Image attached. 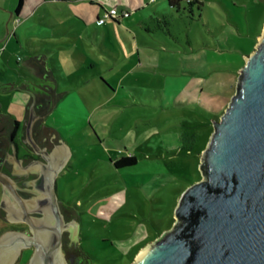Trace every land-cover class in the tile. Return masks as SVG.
<instances>
[{"label": "rangeland", "instance_id": "1", "mask_svg": "<svg viewBox=\"0 0 264 264\" xmlns=\"http://www.w3.org/2000/svg\"><path fill=\"white\" fill-rule=\"evenodd\" d=\"M44 1L34 11H27L26 3L17 19L11 15L18 0H0V80L30 78L17 58H25V46L32 41L61 44L64 37H55V23L70 18L72 28L82 29L74 38L75 48L54 54L64 78L59 79V90L73 88L84 109L79 114L54 111V123L70 150L66 167L58 173L56 195L66 219L76 222L75 246L68 247L69 236L63 235V253L75 264H132L144 246L172 227L181 192L201 179L200 156L212 121L225 110L244 56L253 51L262 32L264 0H198L202 9L198 14L192 6L193 17L173 11L168 29L160 24L151 38L144 31L134 34L144 65L155 69L136 70L126 79L119 78L132 64L106 60L103 41L123 51L111 32L106 39L103 32L94 33L96 15L89 1L59 8ZM112 2L103 0L105 8ZM147 49L154 51L145 57L149 64L144 59ZM86 54L97 64L108 62L113 70L102 71L106 66L100 65L101 72H92ZM102 76L113 87L120 80L129 94L121 91L113 97L86 86L90 77L101 85ZM6 100L0 93V102ZM3 110L19 112L21 107L4 105ZM182 132L196 136L189 151L176 147ZM126 155L135 156L136 164L115 168L113 161ZM9 229L0 220V236ZM29 257V251L23 252L16 264H27Z\"/></svg>", "mask_w": 264, "mask_h": 264}, {"label": "water", "instance_id": "2", "mask_svg": "<svg viewBox=\"0 0 264 264\" xmlns=\"http://www.w3.org/2000/svg\"><path fill=\"white\" fill-rule=\"evenodd\" d=\"M68 158L66 149L47 156L44 199L35 209L0 173L16 202L6 207L8 221L29 229L0 236V264H16L31 248L27 264H68L63 233L75 230L76 222L65 221L55 192ZM199 170L201 179L181 192L172 227L144 246L132 264H264V26L244 56L225 110L212 121Z\"/></svg>", "mask_w": 264, "mask_h": 264}, {"label": "crops", "instance_id": "3", "mask_svg": "<svg viewBox=\"0 0 264 264\" xmlns=\"http://www.w3.org/2000/svg\"><path fill=\"white\" fill-rule=\"evenodd\" d=\"M79 1H89L90 6L94 8L96 19H95V34L98 35L97 32H103L102 37L106 39V37L111 38L110 32L114 36V42L118 43L120 48H122L123 53L120 51H117L116 48H111L110 46H106L107 42H102L104 44H101V49L103 53L106 54V57L108 60L112 59L115 63H131V67L126 68L125 72L122 73L121 78L126 79L130 77L133 72L137 71H144V70H153L155 67L151 65H144V62L142 60V54L140 52L139 47L135 43V36L134 34L137 33L140 35V32H145L144 35H147L148 38L154 37L155 32L159 30L158 24H156L157 20L161 17H166V20L168 16H172L173 9L169 7L168 0H113L111 6L109 8H105L106 5L103 3V0H46L47 3L54 4L55 6H64L68 4H74ZM41 2H45L44 0H23L22 8L20 9V12L18 14H15V12L12 13V17H16L19 19V16L24 11V6L27 3V11H34L35 8L39 7ZM110 8H116L118 12H127L129 15L124 18H119L118 21L108 20L102 25H97L96 21L98 18H100L105 11H107ZM30 13V12H29ZM29 13H25L24 17L28 16ZM27 18V17H26ZM72 20L65 19L61 20L60 22H57L54 24V28H56L54 31H56L55 37H64V41L61 42V44L57 43H51V41L47 40H36L32 41V43L27 44L25 46L27 55L25 58H17V64L20 66L21 69H23L30 78L21 79L19 82L15 81H3L0 80V93L2 96L7 98V102L2 103L4 105H11L10 96L12 92L17 89L19 90V94L21 95V102H26L27 100V93L29 91H34V82L33 79H38L39 83L44 88L43 92L45 94L48 93V89H52L54 94L56 95L55 99V106L53 108V111L56 110H63L68 111L69 113L73 114H79L84 111L82 108L81 100L78 97V94L74 91L73 88H66L62 92L59 90V84L61 83L59 79H64L62 76V66H58V57L56 58L54 54L62 52V50L70 49L74 46L76 47V42L74 41V38L76 34L81 35L82 29H74L72 28V25H74ZM154 23L156 26L154 28L151 27V24ZM133 26L135 28H133ZM137 27V28H136ZM59 28L61 30H59ZM87 34L89 35V28H86ZM103 30V31H102ZM49 35V34H48ZM41 37H45V35H40ZM67 36H69V40L73 39V45L69 44V40L67 39ZM18 38V35H17ZM94 41L95 43L97 42ZM57 42V41H56ZM146 46H152L151 44H148L147 42H144ZM156 47L155 45H153ZM18 47L20 48V51L23 52V46H21L20 43H18ZM157 48V47H156ZM144 59L146 55L154 54V51L151 49H147ZM55 57V58H54ZM86 57L89 59L88 61V68L89 70H92V72L98 71L101 72V70L98 68L100 65H105L106 67L102 71L111 72L113 68L109 65L108 62L106 63H98L94 60H91L90 56L86 54ZM111 62L110 60H108ZM145 61L150 63L149 60ZM113 63V62H111ZM59 72V73H58ZM87 80V78H84ZM101 85L95 84L96 81L92 79V77L89 78L88 81H86V86L93 85V87H96V90H102L103 93L108 94L109 96H121V91H125L124 86H121V81L118 80L117 87H113L108 80L105 78H101ZM120 81V82H119ZM15 85V87L13 86ZM125 93L129 94L128 91H125ZM82 98L83 101H86V98L83 94ZM113 104H121V102H118L116 99H112L110 101ZM115 102V103H114ZM60 113V112H59ZM88 113V123L90 124V112ZM55 116V112H54ZM86 117V119H87ZM61 118V117H60ZM62 121H67L69 119L61 118ZM57 133L60 136H63V132L57 129ZM65 144H62L60 147H56L54 152L61 150H69ZM178 145V144H177ZM178 147V146H176ZM70 151V150H69Z\"/></svg>", "mask_w": 264, "mask_h": 264}, {"label": "flooded vegetation", "instance_id": "4", "mask_svg": "<svg viewBox=\"0 0 264 264\" xmlns=\"http://www.w3.org/2000/svg\"><path fill=\"white\" fill-rule=\"evenodd\" d=\"M33 79L34 91L27 93L26 102H21L19 90L15 89L10 96L11 105L21 107L19 112L3 110L0 102V173L8 176L17 193L29 204V208L40 206L44 199L42 169L47 165V156L53 155L56 147L65 144L64 136H59L57 126L54 123V111L56 95L52 89L48 93L43 92L45 86ZM15 87V85H13ZM68 160H66V167ZM63 168V169H64ZM58 175L55 178V186ZM56 192V187H55ZM60 203V201H59ZM14 199L7 193L0 183V220L8 223L10 229H17L29 233L24 223H10L7 206L15 205ZM60 210L66 222L61 203ZM33 216H40L35 213ZM9 229V230H10ZM63 235H68L70 242L68 247L75 246V230H66ZM62 240V250L64 247ZM29 251L31 256L33 248ZM21 254L20 259L22 258ZM19 259V260H20ZM68 260V259H67ZM80 260V259H79ZM28 262V261H27ZM75 264L70 262L68 264Z\"/></svg>", "mask_w": 264, "mask_h": 264}, {"label": "trees", "instance_id": "5", "mask_svg": "<svg viewBox=\"0 0 264 264\" xmlns=\"http://www.w3.org/2000/svg\"><path fill=\"white\" fill-rule=\"evenodd\" d=\"M184 1H185V5L183 6ZM168 4H169V7L173 9V11H175L176 13L187 12L189 17H193V13H194L193 7L196 9L198 14L200 13L202 9V3H200L198 0H168ZM22 5H23V0H18L15 14H18L20 12ZM108 20L118 21V19H108ZM156 24H158L159 27H161L160 24H162L163 27H165L166 29H168V26H169L166 20V17L164 16L158 19ZM241 64L243 65L244 62H242ZM178 138H179V145L177 147L178 150H188L189 151L192 148L194 142L196 141V136L188 132L180 133L178 135ZM186 142L191 143V146L187 147ZM136 162H137V158L135 156L126 155L124 157L114 160L113 165L115 168H122V167L133 166L136 164Z\"/></svg>", "mask_w": 264, "mask_h": 264}, {"label": "built area", "instance_id": "6", "mask_svg": "<svg viewBox=\"0 0 264 264\" xmlns=\"http://www.w3.org/2000/svg\"><path fill=\"white\" fill-rule=\"evenodd\" d=\"M127 12H118L116 8L108 9L100 18L97 19V25L104 24L108 19H119L127 17Z\"/></svg>", "mask_w": 264, "mask_h": 264}]
</instances>
